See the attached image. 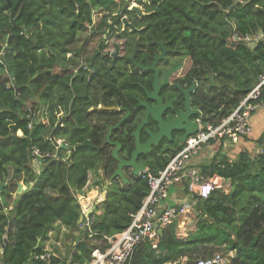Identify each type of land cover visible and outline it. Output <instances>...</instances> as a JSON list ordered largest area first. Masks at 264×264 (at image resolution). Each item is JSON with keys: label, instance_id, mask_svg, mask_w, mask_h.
Instances as JSON below:
<instances>
[{"label": "trees", "instance_id": "trees-1", "mask_svg": "<svg viewBox=\"0 0 264 264\" xmlns=\"http://www.w3.org/2000/svg\"><path fill=\"white\" fill-rule=\"evenodd\" d=\"M8 1L11 7L6 10ZM129 1L0 0V185L5 183L6 198V203L0 200V259L4 264H48L34 254L42 253L49 232L56 224L72 232L78 228L81 204L75 191H82L90 173L99 170L102 156L92 147L75 149L89 137L83 113L88 103L79 98L83 76H74L68 54L80 53L81 33L89 28L97 43L104 29L108 34L114 30L111 21L119 22L126 15L138 20L128 9ZM144 9L155 36L165 37L173 46L183 45L190 59L201 61L204 75L208 71L219 84L231 88L219 121L264 77V39L253 48L235 40V34L264 36V0H147ZM140 22L144 20L139 19L138 26ZM59 98L62 109L71 113L64 125L58 124ZM260 99L264 100V86ZM38 108L41 122L29 129L28 114ZM52 136L72 148L70 160H63L66 154L60 147V159L46 160L37 173L32 147L54 151ZM257 143L263 152L256 156L241 151L229 163L217 154V163L201 165L207 175L218 174L230 182V192L218 188L199 199L196 209L201 218L194 232L179 239L173 223L163 229L157 245L140 244L130 264H165L184 255L185 264H196L199 258L231 250L235 251L232 264H264V131ZM181 148L155 158L149 165L151 173L163 170ZM144 176L125 188L115 184L106 194L94 226L97 239L130 225V213L140 209L150 191ZM21 182L29 187L15 194ZM88 237L81 232L83 240L74 246L71 263L93 259L96 246L89 245Z\"/></svg>", "mask_w": 264, "mask_h": 264}, {"label": "flooded vegetation", "instance_id": "flooded-vegetation-1", "mask_svg": "<svg viewBox=\"0 0 264 264\" xmlns=\"http://www.w3.org/2000/svg\"><path fill=\"white\" fill-rule=\"evenodd\" d=\"M146 2L128 3L130 11L135 6L142 11L141 15L135 11L144 20L140 26L139 19L126 15L119 22L111 21L114 30L108 34L104 29L97 43L89 28L81 33L80 53L68 54L74 76H83L79 98L88 103L82 107L89 137L82 143L92 141L89 147L102 156L99 170L91 173V190L105 193V197L115 184L125 188L136 177L151 172L149 165L155 158L183 148L194 135H188L192 128L197 133L216 125L224 100L232 96L231 88L219 84L215 75L203 74L201 61L190 59L183 45H170L165 37L159 38L148 29ZM60 111L62 115L66 112L61 106ZM68 117L71 113L58 124ZM148 142L150 149L135 158L144 170L136 175L134 167L123 165L121 170L129 183L120 175L112 177L121 159L129 161L138 143ZM115 149L118 157L113 154Z\"/></svg>", "mask_w": 264, "mask_h": 264}, {"label": "built area", "instance_id": "built-area-1", "mask_svg": "<svg viewBox=\"0 0 264 264\" xmlns=\"http://www.w3.org/2000/svg\"><path fill=\"white\" fill-rule=\"evenodd\" d=\"M264 39L262 33L258 34H235V40H242L250 47H256ZM264 86V77L259 84L240 102L239 106L218 125H208L196 134L192 135L188 142L175 153L163 170L158 174L148 172L145 174L148 178L150 191L145 197L142 206L136 212H131L130 225L120 233L112 236H103L97 239L98 233L95 232L98 215L101 213L100 206L105 198V193H99L94 190H88L93 184L91 173L88 182L82 191H75V196L81 204V218L78 222L77 231L80 233L86 231L90 242L89 245H95L93 249L91 262L85 264H130V261L137 247L146 242L157 243L159 240L158 228H163L173 224L180 217L190 218L189 214L195 212L199 199L207 198L213 190L223 188L227 191L229 184L219 175H207L200 167L194 163V156L199 154L203 147L210 145H221L227 153L231 150L232 145L242 137L250 136L253 132L251 117L255 112L264 110V100H261L262 87ZM29 129L35 127L36 122H41V112L39 110H30L28 114ZM22 135V132H19ZM53 141V139H52ZM60 145H55L54 151H43L40 147L33 146L32 165L35 172L41 171L43 163L48 159H60L58 152L64 141L56 140ZM66 145V144H64ZM67 146V145H66ZM67 151L63 160L69 161L72 154V148L67 146ZM215 152V150H212ZM263 150L254 151L256 156ZM227 162L234 161V157L227 154ZM212 161L218 162L215 156L211 157ZM225 164V163H223ZM144 176V177H145ZM179 187L185 193L177 195L172 193L175 203L170 205L164 203V200L171 195L170 189ZM64 227V226H63ZM82 230V231H81ZM51 233V232H50ZM82 238L76 241L79 243ZM96 243V244H95ZM102 244L108 245L105 250ZM1 252V251H0ZM233 257V252L228 254ZM35 259H41L48 264H77L71 263V257L57 256L48 249L42 253L34 254ZM187 258H181L170 262L169 264H185ZM231 261V258H230ZM229 258L224 253H216L212 257L200 258L197 264H228ZM0 264H4L0 259Z\"/></svg>", "mask_w": 264, "mask_h": 264}, {"label": "crops", "instance_id": "crops-1", "mask_svg": "<svg viewBox=\"0 0 264 264\" xmlns=\"http://www.w3.org/2000/svg\"><path fill=\"white\" fill-rule=\"evenodd\" d=\"M251 124H252V127H253L252 134L250 136L242 137L239 141L234 143L232 145L231 150L228 153L225 151V153L222 155V157L226 158L227 154H230L235 159L237 154L239 152H241V151H246L247 150V151L250 152L251 155H254L253 154L254 151L258 152V150L262 149L261 147H259V145L257 143V139L261 136V134L264 131V110L255 112L252 115ZM219 146H221V145H219V144L216 145V150L219 149ZM195 164L198 167H200L201 165H203L205 163L196 162ZM21 183L23 185V189H22V192H23V190L27 186L24 185L23 182H21ZM228 184H229V188L226 191L227 193H229L230 190H231L230 182H228ZM170 193H171V195H169V197L166 200H164V203H168L170 205H173L175 203L172 193H176L178 196L179 195L181 196V195L185 194L183 192V190L180 189L179 187H175ZM189 216H190V218H188V219H186L184 217H180L174 223L175 224V235L179 239H186L190 235V233L194 232L197 229V227H198V222H199V219L201 218V216L198 215L197 209H196L195 212L194 211L191 212L189 214ZM164 228L165 227L160 228L162 230V233H163V229ZM50 232H49L48 237H46L45 240L42 241V243L44 245V249L46 248V249L52 251L57 256L59 255V256H62V257H71L70 256L71 252H72L74 246L76 245L75 244L76 241L81 236V233L79 231H73L72 232L67 227H63V226H61L59 224H56L55 227ZM161 235L162 234H160V232H159V240H160V236ZM159 240H158L157 243H154V244L152 242L151 243L153 245H157L159 243ZM70 250H71V252H70ZM230 252H233V257H234L235 256V251H233V250L229 251L228 253H224L227 256V258H229V263L228 264H232V257H230L228 255ZM219 253H223V252H219ZM184 257L187 258L186 262H188V256L184 255L181 258H184ZM230 258H231V261H230ZM197 260H196V264H197ZM169 263L170 262H167L165 264H169Z\"/></svg>", "mask_w": 264, "mask_h": 264}, {"label": "water", "instance_id": "water-1", "mask_svg": "<svg viewBox=\"0 0 264 264\" xmlns=\"http://www.w3.org/2000/svg\"><path fill=\"white\" fill-rule=\"evenodd\" d=\"M136 1L139 2V3L142 2V0H136ZM10 7H11V2L8 1V3H7L6 6H5V9H6V10H9ZM133 11H136V12H137L138 14H140V15L143 14L142 11L140 10V8H139L138 6L133 7ZM12 16H13V14H12ZM124 21H125V23H126L127 25H129L128 21H126V20H124ZM56 106H57V111L60 112V98H59L58 101L56 102ZM195 129H196V128H192V129L188 132V135L195 134V133H196V130H195ZM52 139H53V143H54L55 145H60V144L54 139V136H52ZM154 142H155V143L157 142L156 137H155V141H154ZM117 145H118V148H119V147H120V144L117 143ZM89 146H92V141L87 140V141H85L84 143H78V144L75 146V149H79V148H82V147H89ZM61 147H62V148H66L67 146L64 145V144H62ZM118 148H117V149H118ZM117 149H115V150L113 151V154H114L115 156L118 157V155H117ZM148 149H150V147H149V142H148L146 145H140V143H138L137 149L133 152L132 158H131L129 161H124V160L121 159V162H120V164H119V167H118V169L114 172V174L112 175V177L115 176V175H120V176L123 178V180H124L125 183H129V180H128L127 177L123 174V172H122V170H121V167H122L123 165H126V166H132V167H134V174L138 175L139 170H144V169H145V166H144V165H140V164L135 163V158H136V156H137V154H138L139 152H142V151H145V150H148ZM4 186H5V183H3L2 185H0V200L3 201V203H6V198H5V196L3 195V187H4ZM17 191H18V192H17L18 194H21V193H22V184L19 185V188H18ZM159 232H160V234H162V230H161V229H159Z\"/></svg>", "mask_w": 264, "mask_h": 264}, {"label": "rangeland", "instance_id": "rangeland-1", "mask_svg": "<svg viewBox=\"0 0 264 264\" xmlns=\"http://www.w3.org/2000/svg\"><path fill=\"white\" fill-rule=\"evenodd\" d=\"M135 1H133V3H134ZM135 4V3H134ZM133 4V5H134ZM131 7V6H130ZM84 33H82V35H83ZM92 45V47H94V46H96V43H92L91 44ZM205 68V67H204ZM207 72V74L208 75H210L211 73H209L208 71H206ZM230 94H232V91H230ZM41 108V107H40ZM40 108H38L39 109V111L41 112V110H40ZM67 114L68 113H66V112H64L63 111V115H62V112L60 111V112H58V116H59V118H60V120H61V122L65 119V116H67ZM62 115V116H61ZM228 117V116H227ZM227 117H223L218 123H216V125H218L221 121H223L225 118H227ZM61 125H64V122L63 123H61ZM74 126H77V125H74ZM19 132H22V131H19ZM67 145V144H66ZM67 146H69V145H67ZM70 147V146H69ZM215 147V148H214ZM213 148L214 149H211V146L210 145H208V146H205V147H203V149L202 150H200V152H199V154H197L196 156H194V162L196 163V162H199V163H209V162H211V157L212 156H217V154H218V157H222V155L225 153V151L223 150V148L221 147V146H219V150L217 151L216 150V145H214L213 146ZM212 150H215V152H213ZM251 151V150H250ZM64 153L65 154H67V151L64 149ZM64 154V155H65ZM253 154H254V152H253ZM92 187H90V189H91ZM175 187H172L171 189H170V192L174 189ZM90 189H88V190H90ZM18 192V191H17ZM17 192L15 193V194H17ZM166 200V199H165ZM100 210H102V204H101V206H100ZM75 231H77V230H75ZM96 244V243H95ZM105 244H102V248H103V246H104ZM104 249V248H103ZM70 252H71V250H70Z\"/></svg>", "mask_w": 264, "mask_h": 264}, {"label": "clouds", "instance_id": "clouds-1", "mask_svg": "<svg viewBox=\"0 0 264 264\" xmlns=\"http://www.w3.org/2000/svg\"><path fill=\"white\" fill-rule=\"evenodd\" d=\"M56 113H57V112H56ZM57 116H58V113H57ZM58 117H59V116H58ZM64 144H65V142H64ZM217 175H218V174H217ZM220 177H221V176H220ZM223 179H224V178H223ZM224 180H225V179H224ZM225 181H226V180H225ZM226 183H228V182L226 181ZM20 184H22V183H20ZM24 185H26V184H24ZM26 186H27V185H26ZM28 187H29V186H27V187L23 190V192H24L26 189H28ZM18 188H19V187H18ZM22 189H23V185H22ZM222 189H223V188H222ZM225 191H226V190H225ZM23 192H22V193H23ZM17 194H18V193H17ZM105 198H106V197H105ZM105 198H104V199H105ZM174 223H175V222H174ZM64 227H65V226H64ZM10 229H11V228H10ZM159 229H160V228H158V230H159ZM5 239H7V236H5Z\"/></svg>", "mask_w": 264, "mask_h": 264}]
</instances>
